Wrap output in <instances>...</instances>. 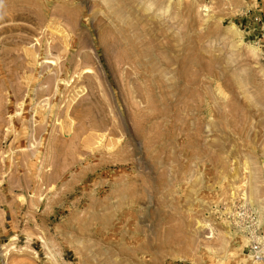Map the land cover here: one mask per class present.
I'll return each instance as SVG.
<instances>
[{
  "label": "rangeland",
  "instance_id": "374dc122",
  "mask_svg": "<svg viewBox=\"0 0 264 264\" xmlns=\"http://www.w3.org/2000/svg\"><path fill=\"white\" fill-rule=\"evenodd\" d=\"M0 264H264V0H0Z\"/></svg>",
  "mask_w": 264,
  "mask_h": 264
},
{
  "label": "bare ground",
  "instance_id": "6f19581e",
  "mask_svg": "<svg viewBox=\"0 0 264 264\" xmlns=\"http://www.w3.org/2000/svg\"><path fill=\"white\" fill-rule=\"evenodd\" d=\"M64 41H66L65 42V46L68 48V45H69V43H68V41L67 40H64ZM47 47V46H46ZM49 47V46H48ZM51 48V47H50ZM252 48H254V47H252ZM25 50V55H26V58H27V61H28V65L30 66V67H32V69L33 68H35L36 67V61H37V58H36V51L35 50H32V49H28V48H25L24 49ZM48 50H49V48H48ZM25 55H24V57H25ZM58 66V65H57ZM61 67H63V64H60L59 65V67L57 68L58 70L56 71V77H55V80H56V86L57 87H59V81H58V79H62L61 77L63 76V75H66V73H67V70H66V68L64 67V69H62ZM31 69V68H30ZM31 76H32V74H31ZM78 76H79V74H78ZM27 77V79H28V76H26ZM77 78V77H76ZM67 79H69V78H67ZM24 81H26L25 79H24ZM26 84H27V81L25 82ZM24 83V84H25ZM67 83V82H66ZM30 90V89H29ZM82 91H84V89H83V87L82 86H78L77 88H76V90H74V92L71 94V96H70V98L68 99V101H67V103H66V105H64V106H66L65 107V110H64V115H65V118L66 119H61L58 123H59V130H60V132L62 133V135H67L68 134V132L71 130V128H72V126H73V124H74V121L79 117V115H80V113H81V111H82V105H80V103H79V101L77 102V98H79L80 97V95H79V93L80 92H82ZM55 95V94H54ZM79 96V97H78ZM29 98V97H28ZM45 98V97H44ZM41 103V102H40ZM89 108V107H88ZM44 110L43 111H41L42 112V114H44L43 112L45 111V107L43 108ZM48 112V111H47ZM59 119V118H58ZM64 120H65V122H64ZM57 127V128H58ZM89 133V132H88ZM65 137V136H64ZM95 138V139H94ZM96 138H97V140H99L101 137H100V135H98L97 133H90L86 138H85V141H87L86 143H88V141L89 140H91V141H93L92 139H94V140H96ZM112 139V138H111ZM81 140H83V139H81ZM116 141H118L117 139H116ZM116 141L114 142L113 141V139L111 140V141H109L108 140V143L106 142V144H105V148L107 149V150H111V149H113L114 148V146H115V143H116ZM83 142V141H82ZM90 142V141H89ZM85 143V144H86ZM92 143V142H91ZM97 143V142H96ZM99 143V142H98ZM84 144V145H85ZM88 146H89V144H87ZM98 145V144H97ZM86 146V145H85ZM90 147V146H89ZM96 147V146H95ZM104 147V146H103ZM104 148V149H105ZM89 149H91V150H93L92 148H89ZM90 150V151H91ZM252 214H253V212L251 213V214H249V215H251L252 216ZM234 218L235 219H238V216H237V213L235 212L234 213ZM247 217H250V216H247ZM238 223H239V221H237Z\"/></svg>",
  "mask_w": 264,
  "mask_h": 264
},
{
  "label": "built area",
  "instance_id": "2783aa9c",
  "mask_svg": "<svg viewBox=\"0 0 264 264\" xmlns=\"http://www.w3.org/2000/svg\"><path fill=\"white\" fill-rule=\"evenodd\" d=\"M243 210V209H242ZM243 212H244V214H245V212H246V210H243ZM237 213V212H236Z\"/></svg>",
  "mask_w": 264,
  "mask_h": 264
}]
</instances>
